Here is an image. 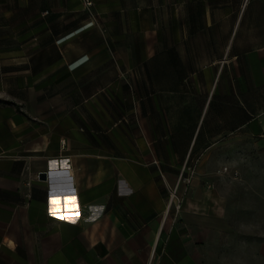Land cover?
Here are the masks:
<instances>
[{"label":"crops","instance_id":"crops-1","mask_svg":"<svg viewBox=\"0 0 264 264\" xmlns=\"http://www.w3.org/2000/svg\"><path fill=\"white\" fill-rule=\"evenodd\" d=\"M94 2L0 0V264H264V0Z\"/></svg>","mask_w":264,"mask_h":264},{"label":"rangeland","instance_id":"rangeland-1","mask_svg":"<svg viewBox=\"0 0 264 264\" xmlns=\"http://www.w3.org/2000/svg\"><path fill=\"white\" fill-rule=\"evenodd\" d=\"M243 154L236 168L238 171L234 172L237 178L234 182L241 186L235 187L229 204L235 220L233 227L242 230L243 234L252 230L260 233L264 223V139L255 138L252 148ZM182 184L185 188L187 182L183 180ZM182 192L178 189L175 200L181 199Z\"/></svg>","mask_w":264,"mask_h":264},{"label":"built area","instance_id":"built-area-1","mask_svg":"<svg viewBox=\"0 0 264 264\" xmlns=\"http://www.w3.org/2000/svg\"><path fill=\"white\" fill-rule=\"evenodd\" d=\"M85 2V8L87 9V11L89 12L90 16L94 15V11H93V6L95 4L94 0H84ZM260 136L264 138V124H263V128H262V131L260 133ZM66 140H63L62 141V145L63 146H66ZM225 170H228V167L225 166L224 168ZM181 178H183L184 180L190 182L191 181V176H181ZM177 191H178V188H175L172 192H171V204L170 206L174 205L175 203V207L177 209H180L182 207V201L180 200V198L178 200H175V198H177Z\"/></svg>","mask_w":264,"mask_h":264},{"label":"water","instance_id":"water-1","mask_svg":"<svg viewBox=\"0 0 264 264\" xmlns=\"http://www.w3.org/2000/svg\"><path fill=\"white\" fill-rule=\"evenodd\" d=\"M40 176H41L42 179H46L47 176H48V173L47 172H42Z\"/></svg>","mask_w":264,"mask_h":264},{"label":"snow or ice","instance_id":"snow-or-ice-1","mask_svg":"<svg viewBox=\"0 0 264 264\" xmlns=\"http://www.w3.org/2000/svg\"><path fill=\"white\" fill-rule=\"evenodd\" d=\"M53 214H55V213H53Z\"/></svg>","mask_w":264,"mask_h":264}]
</instances>
